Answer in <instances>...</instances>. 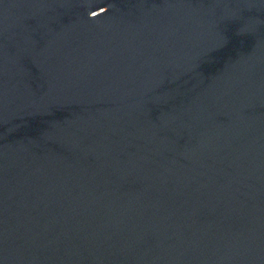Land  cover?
<instances>
[{
  "label": "water",
  "instance_id": "water-1",
  "mask_svg": "<svg viewBox=\"0 0 264 264\" xmlns=\"http://www.w3.org/2000/svg\"><path fill=\"white\" fill-rule=\"evenodd\" d=\"M0 264H264V0H0Z\"/></svg>",
  "mask_w": 264,
  "mask_h": 264
}]
</instances>
